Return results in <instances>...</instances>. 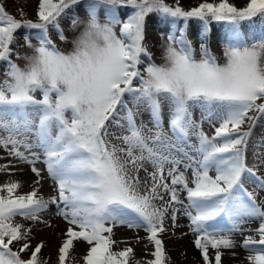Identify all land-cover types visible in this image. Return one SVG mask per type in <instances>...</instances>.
Here are the masks:
<instances>
[{
    "label": "snow or ice",
    "instance_id": "snow-or-ice-1",
    "mask_svg": "<svg viewBox=\"0 0 264 264\" xmlns=\"http://www.w3.org/2000/svg\"><path fill=\"white\" fill-rule=\"evenodd\" d=\"M81 2L39 0L37 21L17 19L0 4V62L7 65V79L0 82V130L7 135H0V147L31 165L37 177V186L27 193H18L20 181L0 184V264H47L40 256L44 243L33 248L31 228L14 218L47 223L41 213L50 204L69 225L57 264H69L77 240L90 246L85 264H130L133 247L112 250L118 226L144 229L154 245L152 259L134 264H166L160 234L167 231L166 220L175 226L178 206L184 203L181 192L189 201L184 215L199 234L195 245L205 264H213L209 248L216 250L214 264H221V248L236 247L230 234L243 231L245 217L259 219L260 239L247 236L243 247L264 245V204L257 202L260 193L244 183L247 177L264 192V160L251 166L248 162L249 140L264 115V36L256 39L241 27L244 21L264 17V0H249L241 8L229 0H204L190 10L166 0H90L88 19L72 40V49L61 50L49 28L67 42L59 19ZM100 6L107 8L104 23L98 18ZM124 6L133 11L122 20L118 12ZM151 13L184 21L179 35L175 31L167 35L165 62L159 65L146 46L145 23ZM191 18L205 21V31L198 37L199 59L187 36ZM209 19L232 26L223 38L224 63L208 46ZM79 22L78 16L73 17L72 27ZM21 28L39 30L24 35L32 52L23 57L13 51ZM33 38L38 44L32 43ZM13 55L27 64L21 67ZM37 91L41 99L34 95ZM126 96L134 107L128 106ZM164 101L171 135L164 128ZM142 105L147 106L152 128L142 119L138 123ZM194 108L202 110L199 122ZM32 115L38 116V123ZM213 119L219 127L209 136L203 122ZM112 126L124 132L113 133ZM30 133L35 142H29ZM38 162L46 168L37 167ZM9 167L0 165V171ZM45 171L56 193L48 198L39 194ZM222 216L230 225L226 229L212 223ZM225 231L229 235L220 234ZM251 251L252 264H264V249Z\"/></svg>",
    "mask_w": 264,
    "mask_h": 264
},
{
    "label": "rangeland",
    "instance_id": "rangeland-1",
    "mask_svg": "<svg viewBox=\"0 0 264 264\" xmlns=\"http://www.w3.org/2000/svg\"><path fill=\"white\" fill-rule=\"evenodd\" d=\"M90 0H82L78 5L73 6L71 9L66 10V13L63 14L59 23L61 28L64 30V34L67 37V42L60 40L57 31L50 27L49 35L51 39L57 44V46L64 51H70L72 49V40L75 39L79 33L83 30V24L88 19V11L86 5ZM172 6H176L177 2L179 6L185 10H190L194 7H197L200 3L204 2L203 0H166ZM208 2H216L219 0H208ZM249 0H229V3L234 4L236 7L241 8L245 7ZM38 3L39 0H0V4L3 5L5 10L9 14L13 15L17 19H30L32 21H37L38 19ZM133 9L130 6H124L119 9V16L123 20L128 15L132 13ZM79 17V23L74 28L72 27L73 17ZM98 18L101 23L106 22L107 20V8L105 6H100L98 9ZM184 25L182 18L176 19L171 17H164L160 13H151L146 18L145 23V34H146V46L148 47L149 52L152 54L151 59L156 64H163L165 62V47L167 45V35L170 31H175L179 35V29ZM187 36L192 40L193 45L196 47V58H200L199 44L200 39L198 38L201 33L205 31V21L199 18H191L187 22ZM231 24L228 21H214L209 19L207 23V37H208V46L211 51L217 56L220 63L225 62L224 57V43L223 38L229 33L231 29ZM242 30L245 31L249 36L259 39L261 36H264V17H255L251 20L242 22ZM120 26H116L117 34H119ZM39 30H31L27 28H21L16 33L17 40L13 46V51L18 52L20 57H23L25 54L30 55L32 49L27 48L25 41L23 39L24 35L37 33ZM163 34V35H161ZM253 41L249 39V44ZM33 44H38V40L33 38ZM18 65L24 67L27 64V61L23 58H17L13 55L11 57ZM145 61V65L147 64ZM7 65L3 62H0V82L7 79L4 75ZM144 66H141V71H143ZM37 99L42 98V93L37 91L34 93ZM129 100V107H134L131 103L130 97H125ZM147 106H141V115L138 117V123L142 119L145 123L148 124V128H152V124L149 122V114L146 110ZM164 128L165 131L171 132L168 127V102L164 101ZM31 113V108L28 110ZM194 116L199 122L201 116L203 115L202 110L199 108L193 109ZM124 113L121 112V115ZM70 115V114H68ZM30 118L34 119L38 123V116L32 115ZM124 123V121H121ZM215 127H219V121L213 119L211 122L204 120L203 130L209 135L212 136L215 131ZM57 129L52 128L53 134H55ZM110 131L120 135L124 132L123 129H119L115 126L110 128ZM0 135H7L6 132L0 130ZM191 135V133H190ZM192 142L195 143V137L192 136ZM264 115H261L258 119L253 135L249 140L248 145V162L249 165L259 164L260 160H264ZM29 142H35L36 137L33 133H30L28 136ZM114 143H119V141L113 140ZM23 151V148L21 149ZM34 151H39V149H33ZM0 165H10L9 169L6 171H0V184L11 182V181H20L21 188L18 190V193H27L36 187L34 181L37 177L31 171V165L20 162L17 158L10 156L8 152L0 147ZM37 167L45 169L46 166L42 162H38ZM149 167V171H151ZM183 170V168L181 169ZM211 174H215L214 171ZM42 175L45 177L40 181V191L39 194L43 195L45 198H48L52 195H56L53 190V181L51 178L47 177L46 171L42 172ZM141 175H145L141 172ZM187 175L191 182L192 175L191 169L188 170ZM50 183L51 188L44 186V183ZM245 187L250 191L256 190L260 194L257 196V202L264 204V192H260L256 185L251 181V179L245 178ZM167 195L165 199L167 200ZM180 198L184 202L180 212L177 214V219L175 226H173L171 220H166L165 226L167 231L160 234V238L163 240L164 248L167 253L166 264H205V261L202 257V252L195 245V240L198 237V233H194L191 230V221L188 216L184 215L185 209L188 208L189 201L187 200L186 193L181 192ZM160 202L157 201V204ZM190 210V209H189ZM58 209L55 204H50L46 212L41 213L43 222H34L30 219H26L21 216H16L14 222L23 224L26 228H31L30 235V244L34 248L35 245L43 242L44 247L41 249L40 256L47 264H57V253L58 249L62 244L64 239V233L69 227L67 221L63 219L62 216L57 215ZM259 219L257 218H244V223L242 224V232H234L230 235L236 241L235 248L224 249L221 248L223 253L221 258V264H252V261L248 259L250 255H254L255 252L251 251L252 248L264 249V245H253L249 248L243 247V240L247 236H252L254 239L259 240L260 236L256 229L259 226ZM229 222L226 218V222L220 226V228H228ZM222 235H229L228 232L220 233ZM148 233L144 229H131L126 226H118L114 228L113 239L117 243L113 244V251H120L125 247H133L134 249V261H146L152 259L151 253L154 251V245L150 244L147 240ZM147 245V247H145ZM89 245L86 242L77 240L74 242L73 249L70 250L69 254V264H85L83 260L84 255L87 254ZM215 249L209 248V256L213 260L214 264V253ZM25 255V254H22ZM133 260H130V264H134Z\"/></svg>",
    "mask_w": 264,
    "mask_h": 264
},
{
    "label": "trees",
    "instance_id": "trees-1",
    "mask_svg": "<svg viewBox=\"0 0 264 264\" xmlns=\"http://www.w3.org/2000/svg\"><path fill=\"white\" fill-rule=\"evenodd\" d=\"M225 222H226V217L222 216L220 218H217V221L212 222V223H214L216 226H220V225H222Z\"/></svg>",
    "mask_w": 264,
    "mask_h": 264
},
{
    "label": "bare ground",
    "instance_id": "bare-ground-1",
    "mask_svg": "<svg viewBox=\"0 0 264 264\" xmlns=\"http://www.w3.org/2000/svg\"><path fill=\"white\" fill-rule=\"evenodd\" d=\"M44 186L47 187L48 189L52 187V185L50 183H48V182L47 183H44Z\"/></svg>",
    "mask_w": 264,
    "mask_h": 264
}]
</instances>
